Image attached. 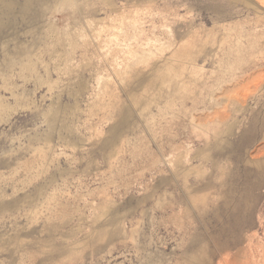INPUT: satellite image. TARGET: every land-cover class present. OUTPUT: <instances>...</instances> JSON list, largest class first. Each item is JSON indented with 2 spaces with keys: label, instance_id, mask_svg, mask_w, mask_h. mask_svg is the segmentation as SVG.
<instances>
[{
  "label": "rangeland",
  "instance_id": "374dc122",
  "mask_svg": "<svg viewBox=\"0 0 264 264\" xmlns=\"http://www.w3.org/2000/svg\"><path fill=\"white\" fill-rule=\"evenodd\" d=\"M0 264H264V0H0Z\"/></svg>",
  "mask_w": 264,
  "mask_h": 264
}]
</instances>
